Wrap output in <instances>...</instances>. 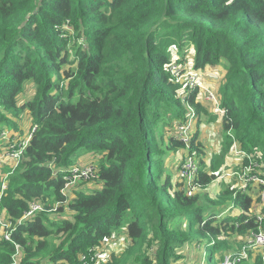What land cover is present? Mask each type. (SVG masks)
Returning a JSON list of instances; mask_svg holds the SVG:
<instances>
[{"label": "trees", "instance_id": "1", "mask_svg": "<svg viewBox=\"0 0 264 264\" xmlns=\"http://www.w3.org/2000/svg\"><path fill=\"white\" fill-rule=\"evenodd\" d=\"M172 49L191 50L195 70L226 71L221 153L208 171L198 130L189 150L173 135L189 109L195 119L205 110L196 90L179 97L167 70ZM22 115L34 130L0 193V216L12 224L0 226V264H12L17 251L16 264H178L193 231V246L222 264L242 247L235 238L257 230L252 197L192 193L218 178L233 144L264 178V0H0V133L20 132ZM77 151L99 161L101 187L70 197L64 177ZM180 151L181 160L199 156L193 189L179 171L175 184L166 175V156ZM32 203L44 212L17 224ZM224 203L236 213L223 216ZM114 237L127 243L102 251ZM263 259L249 252L239 264Z\"/></svg>", "mask_w": 264, "mask_h": 264}, {"label": "built area", "instance_id": "2", "mask_svg": "<svg viewBox=\"0 0 264 264\" xmlns=\"http://www.w3.org/2000/svg\"><path fill=\"white\" fill-rule=\"evenodd\" d=\"M171 61L172 62L168 65L167 70L171 75L172 81L180 86V90L178 92L179 97L184 98L189 93L196 90L198 93V99L203 97V99L212 105L213 111L222 115L224 111L220 107V96L215 91L209 88H204V80L201 71L193 68L183 70L177 62L173 60V57ZM195 120L193 111L189 109V113L183 121H178L177 123L174 122L175 125L173 127L176 129L175 137L178 141H181L185 145L187 150H189L188 148L193 137L192 126ZM33 130H31V133ZM3 136H6V133H3ZM30 136L31 134L28 139L20 142L18 145L12 142L10 150L6 155H11V157H13L18 163ZM232 148L233 152H236L237 156L241 159L240 171L232 170L231 172L226 173L224 177L230 178L238 183L239 188L242 190L250 189V191L255 192L254 196H251L252 204L250 213L256 218L258 226L255 232L252 231L243 238V245L237 253L225 255L222 264H239L241 261L247 259L249 252H256L257 254L262 253L264 255V229L261 227L262 220L264 219V178L262 177L260 166L251 158L250 155L241 152L240 149L235 151L233 146ZM244 163H247V165ZM199 170V156L196 155L195 152H186V155L181 160L179 165V179L183 184V187L193 189ZM92 179H96V172L90 164L81 167H72L64 177L65 183L63 187V194H70V188L75 183L79 181H90ZM5 188L6 185L3 183L0 193H2ZM39 212H44V209L40 204H30L29 209L24 213L23 217L17 221V224H20L22 221L31 218ZM10 225L12 226V224L7 221V225H5L4 229L9 228ZM9 235L10 231L3 232L4 240L8 241L10 239ZM20 255L21 252L17 251L13 257L12 264L17 263ZM96 256L97 254L95 253L93 257ZM82 261H84L83 264H86L85 257L82 258Z\"/></svg>", "mask_w": 264, "mask_h": 264}, {"label": "rangeland", "instance_id": "3", "mask_svg": "<svg viewBox=\"0 0 264 264\" xmlns=\"http://www.w3.org/2000/svg\"><path fill=\"white\" fill-rule=\"evenodd\" d=\"M181 54H183V56H181ZM172 57H173V60H175L177 62V64L180 66L181 69L184 70V69L193 68V60H192L191 50H188L186 53H182V51H179L178 49L177 50L172 49L171 50V59H172ZM67 69H68L67 67L63 68V70H67ZM222 71L223 70L219 69L220 73ZM214 77L217 78L215 76V73H214ZM215 78H213V79H215ZM223 82H224V79L221 80V78L213 80L212 82H210V84L212 85V87H210V88L212 90H218L215 92L219 95V89H220ZM29 91H30V88L28 85H26L25 86V94H23L22 96H19L20 99L23 101H26L29 98H31V95H29ZM206 113H207V115H209V114L214 115L216 117V120L220 119V117H221V114H219L216 111H214L213 114L209 111H206ZM18 119H19V121L16 120V123H17V127H18L20 132L17 131L15 133L12 130H10L8 132L3 131V133H6V136H3V134L0 133V182H2V181L4 182L5 179H7L6 177H8L9 172H13L17 168V165H18L17 161L13 157H11V155H6L10 150V145L12 144V142L15 143L16 145H18L20 142L28 139L29 135L31 134V122H30L29 118H26L24 115H22ZM14 121H15V119H14ZM209 132H210V134L208 137H209L210 145H205L203 150H204V153L208 157H211V155L214 154L213 153L214 148L216 146H219V143L221 140H220V138L218 140L215 139L216 135H214V131H209ZM7 133L9 135H12V136H9ZM165 134L166 133L164 130V135H162L164 139H166ZM221 138H222V136H221ZM203 144H204V142H203ZM210 149H212V150H210ZM216 153H217L216 156L220 155V153H221L220 146H219V150ZM83 155H85L84 152H80V151L76 152L73 159H74V162L77 164V167H81V166H78V164L83 165V166L90 164V166L96 172L99 161L91 162L92 161L91 158L86 157V160H85L86 162L84 164H82V162L79 163V159L81 157H83ZM236 159H237V157L234 155L233 148L231 146V149L224 156L223 160H222V158L220 159L223 161L224 167H220L222 165V162H221V164L219 166L220 169L217 172L218 178L216 180H214L211 184H209L206 189H204V190L198 189L197 191L194 190L192 194H198V193L204 194L205 191H208L212 196L215 195L214 197H212V196H210L209 193H206V194H208V196H210L209 198L211 200L216 199L223 190H228L229 192H231L233 194H236L237 192H241V193H244L248 196H254V194H255L254 191H250V189L249 190H242L239 188L238 183H236L235 181H233L230 178L224 177L226 175V173L231 172L232 170H239L240 171V165L237 167L235 165L234 161H236ZM175 165H176V162L174 161L173 167H175ZM174 170L175 169H171V165L169 164V166L167 167V172L172 173V175H173ZM176 175H177V173H176ZM97 181L98 180H96V179H92L90 181H79V182L75 183L70 188V190L73 191V190L77 189V192H79L82 189H84L85 193H92L95 190L96 191L99 190L101 187L100 183ZM4 183H6V182H4ZM229 205L230 204H228V203H224L222 205V207L220 208L219 212L224 213V216H227L229 211L226 212V209L229 207ZM55 207H57V206L55 205ZM231 212H232V214L236 213L235 210H232ZM52 217L54 219H66V218H68V214L66 212L60 213L58 215L53 214ZM5 225H7V221L5 219H3L2 216H0L1 229L4 230ZM190 238H191V241L189 242L188 245H185V246H187L186 248H185V246H183L177 250V253L181 254L183 256V259L180 260L178 262V264H219L220 263L216 259V253H214L212 258L210 259L209 258V252L206 248L203 251L202 249L200 250V249H198V247L193 246V243L198 241L196 235L194 234V231L191 233ZM242 239L243 238H235L234 241H236L235 243H238V242H241ZM126 243H127L126 239H121V238L117 239V237H114V238L108 240V242L104 243L102 245L101 250L102 251H104V249L108 250V251L117 250L118 248H120L122 245H125ZM199 245H201L204 248V245H202V244H199ZM197 249H198V251H197ZM104 256H105V254H103L101 258H103ZM90 257H92V256H90ZM87 258H89V257H87Z\"/></svg>", "mask_w": 264, "mask_h": 264}, {"label": "crops", "instance_id": "4", "mask_svg": "<svg viewBox=\"0 0 264 264\" xmlns=\"http://www.w3.org/2000/svg\"><path fill=\"white\" fill-rule=\"evenodd\" d=\"M219 69H221L223 71L220 73ZM225 72L226 71H225V68H224L223 64H220V65L215 66V67H205L204 70L201 71L202 77H203V80H204V84H203L204 88L211 89L210 87H212V85L210 84V82H212L213 80H216L218 78H221V80L224 79ZM208 73H210V74L208 75ZM214 73H215V76L217 78L214 77ZM213 78H215V79H213ZM28 86L30 88L29 95H32L33 94L32 85L29 84ZM213 91H218V90H213ZM197 101L204 108L205 113L202 114L201 116H199V118H197L198 122H197V119L195 120V122L193 123V126H192V132L195 133L198 130V133H197L198 134V136H197L198 137V141L200 142V144L203 145V146L202 145L201 146L204 149L205 145H210V143H209L210 141H209V137H208L209 134H210L209 131H214V135H216L215 139L218 140L220 138V140L222 141V139H223L222 126H221L220 119L216 120V117L214 115H211V114L207 115V113H206V111H209V112H211L213 114L214 111L212 109V105L209 102H207L205 99H203V97H200ZM25 117L27 118V116H25ZM212 117H214V118L212 119ZM165 133H166L165 136H166V139H167L168 134L170 133L169 128L167 129V132L165 131ZM175 133H176V129H175V132L173 133L174 136H175ZM9 136H12V135H9ZM221 136H222V138H221ZM221 141H220V143H221ZM203 142H204V144H203ZM220 143H219V146H220ZM219 146H216L214 148V152H213L214 154L211 155V157H208L205 153L203 155V161L205 162L207 171L209 170V166H210L209 162L212 159V157L217 155L216 152L219 150ZM232 146L234 147L235 151H237L239 149V146L237 144H233ZM212 149H210V150H212ZM203 152H204V150H203ZM183 154H184V151H180V152L175 153V154L173 152L169 153L166 156L165 161H164L166 175H169L171 177L172 183H174V184L177 183V175H176V173L179 171L177 166H178V163L181 160ZM85 155H83V157H81L79 159V163L82 162V164H84L86 162L85 161L86 157H90L91 158V155H89V154L88 155L85 154ZM234 155L237 157L236 161H234L235 165L237 167V166L240 165L241 159L237 156L236 152L234 153ZM174 161L176 162L175 167H173V162ZM169 164L171 165V169H175L173 175H172V173H168L167 172V167L169 166ZM78 166H83V165L78 164ZM220 167H224V164L222 163V165ZM73 191H77V189L73 190ZM73 191L70 190V193L71 192L73 193ZM81 191L84 192V189H82ZM205 193H209V192L205 191ZM86 194H88V193H86ZM68 195L70 197L74 196V194H68ZM210 196H212V195L210 194ZM214 196L215 195H213L212 197H214ZM233 208L234 207L232 205H229V207L226 209V212L229 211L228 215L232 214L231 211L233 210ZM222 214L224 216V213H222ZM186 247L187 246H185V248ZM197 251H198V249H197Z\"/></svg>", "mask_w": 264, "mask_h": 264}]
</instances>
